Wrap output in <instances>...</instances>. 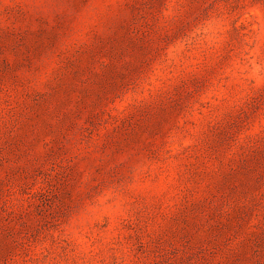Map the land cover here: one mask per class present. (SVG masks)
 <instances>
[{"label":"rangeland","instance_id":"obj_1","mask_svg":"<svg viewBox=\"0 0 264 264\" xmlns=\"http://www.w3.org/2000/svg\"><path fill=\"white\" fill-rule=\"evenodd\" d=\"M0 264H264V0H0Z\"/></svg>","mask_w":264,"mask_h":264}]
</instances>
